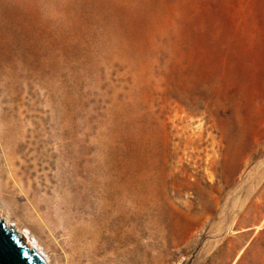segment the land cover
<instances>
[{"label": "rangeland", "instance_id": "rangeland-1", "mask_svg": "<svg viewBox=\"0 0 264 264\" xmlns=\"http://www.w3.org/2000/svg\"><path fill=\"white\" fill-rule=\"evenodd\" d=\"M1 11L4 61L38 81L24 109H50L55 189L36 203L0 179V214L46 264H264V0ZM79 204L98 216L84 243L68 227Z\"/></svg>", "mask_w": 264, "mask_h": 264}, {"label": "bare ground", "instance_id": "bare-ground-1", "mask_svg": "<svg viewBox=\"0 0 264 264\" xmlns=\"http://www.w3.org/2000/svg\"><path fill=\"white\" fill-rule=\"evenodd\" d=\"M5 1L0 0V179L4 181L5 189L24 193L33 202H36L35 197L38 194L45 193L44 197L49 205L53 200L55 189L53 178L55 164L52 161L55 154L52 152L51 116L48 107L50 95L47 94L46 97L48 107L46 112L40 113L36 107L34 110L30 109V111L24 109L25 98L28 95H33L38 81L28 74L26 83L22 84L9 70L2 57L8 59L9 56L4 51V48H9V44L5 41L8 33L3 32L2 27L4 29L5 24L1 23V8ZM178 139V142L174 143L171 152L169 149V156L176 159L179 158L178 154L184 143L181 136H178ZM98 181V179L95 180V183H98ZM66 185L64 183L63 188ZM58 188L59 191H62L60 187ZM105 189L108 190L109 198L114 203L115 194L118 192L115 180H108ZM86 213L87 208L83 204H79L74 207V215L70 217L68 222V227L75 238L83 243L89 242L90 239L95 237L86 229L87 227L83 226L85 225L84 222L92 221L98 217L95 215L91 219ZM0 217L5 220V225H10L8 220L4 219L1 214ZM19 238L26 239V236L21 233ZM27 240L26 244L29 248L45 259L39 244L32 241L31 238Z\"/></svg>", "mask_w": 264, "mask_h": 264}, {"label": "water", "instance_id": "water-1", "mask_svg": "<svg viewBox=\"0 0 264 264\" xmlns=\"http://www.w3.org/2000/svg\"><path fill=\"white\" fill-rule=\"evenodd\" d=\"M0 218V264H46L45 259L34 252L26 244L24 238L20 239L15 226L5 225Z\"/></svg>", "mask_w": 264, "mask_h": 264}]
</instances>
